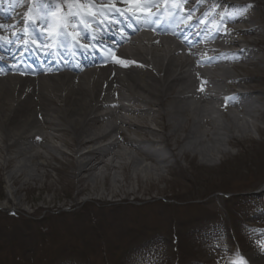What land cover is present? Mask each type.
<instances>
[{
	"label": "bare ground",
	"instance_id": "6f19581e",
	"mask_svg": "<svg viewBox=\"0 0 264 264\" xmlns=\"http://www.w3.org/2000/svg\"><path fill=\"white\" fill-rule=\"evenodd\" d=\"M61 1L66 2L62 3L65 4L64 11L58 9ZM164 1L171 3L176 0H152L149 3L141 0L139 9L146 14L142 12L136 16L122 14L129 6L127 0H100V3L96 0H13L21 7L17 13L29 14V20L23 24L15 17L10 25L0 22L3 26L0 27V157L8 161L12 149L15 157L38 160L55 151L74 160L80 170L78 175L94 172L99 167L113 170L125 160L133 166L134 172L138 169L149 175L159 171L168 158H177L179 152L175 142L183 144L182 155L193 152L203 160L211 161L213 156L229 155L230 151L203 147L206 141L208 144H233L239 140H253L247 120L241 123L235 115L240 113L254 118L264 105V95L247 78L234 79L226 63L249 60L250 56L246 57L248 42L238 35L247 31L256 34V28L264 35V0H246L254 6L252 19L258 21L245 27L246 32L239 27L245 24L241 14L232 13L243 5V0H197L194 3L188 0L192 4L186 10V1L180 0L169 21L175 24L171 30H175L174 34L178 35L176 37L181 43L168 36L171 34L168 28H154V21L161 19L158 14ZM83 4L94 14L99 9H109L108 17L112 20L94 21L80 8ZM203 5L205 7L199 10ZM153 8L157 11L151 15ZM9 11L11 13L7 17L12 16L14 10L11 8ZM193 15L195 18H191ZM41 16L48 17L42 27ZM116 16L123 23L128 20L136 22V30L119 38V27L113 20ZM209 16L222 17L224 27H221L225 28V33L218 26L215 28L208 22H200ZM90 23L96 27L95 30H90ZM19 25L18 32H10ZM54 26L64 32L59 34L51 30ZM41 28L47 29L48 38L42 37ZM76 28L83 34L85 32L86 40L96 43L104 40L103 29H114L111 34L118 42L111 47L108 57H98L91 63L92 50L74 39L78 33ZM202 29L209 33L203 34ZM29 31L39 38V45L37 41H27ZM263 42L264 38L255 41V48L264 55ZM53 43L71 44L74 58L84 56V62L74 69L70 60L64 66L51 68L56 67L50 62L52 59L67 57ZM24 45L31 46L38 61L46 63L32 75L27 74L24 66L15 63L17 59H26L20 54ZM198 45L208 57L199 58L197 48H194ZM226 46L237 50L225 52ZM258 58L263 60L261 55ZM219 98L223 102L222 107L218 104L208 107L206 104ZM230 110H236V114ZM99 111L104 113L98 115ZM214 111L221 114L224 123L212 116ZM100 122L99 129L91 130L92 123ZM152 122L161 129L154 128ZM45 126L47 131L42 132ZM203 126L209 130L199 132ZM122 127L136 132L139 140L126 137L121 132ZM69 131L74 133L75 141L70 152L65 153L55 141H61L59 134H68ZM212 131L214 136L210 135ZM112 134H118L120 140L138 150L142 158L121 149L116 139L100 145ZM34 140L43 144L42 152L34 151ZM142 144L147 145L143 147ZM156 147H163V150ZM107 156H112L109 161L105 160ZM259 158H264V155ZM147 160L156 165L143 166ZM17 171L18 168L14 173ZM248 256L251 263L264 264V245L258 253Z\"/></svg>",
	"mask_w": 264,
	"mask_h": 264
},
{
	"label": "rangeland",
	"instance_id": "374dc122",
	"mask_svg": "<svg viewBox=\"0 0 264 264\" xmlns=\"http://www.w3.org/2000/svg\"><path fill=\"white\" fill-rule=\"evenodd\" d=\"M234 73H244L264 95L263 64ZM218 121L225 119L218 116ZM96 126L92 123L91 130ZM256 127L258 138L251 133L256 140L230 148L206 141L203 147L231 152L211 161L193 152L182 155L183 144L175 142L179 162L149 175L134 172L126 160L113 170L99 167L78 175L68 155L53 151L32 160L15 157L11 149L8 161L0 157V264H253L248 255L264 244V224L257 223V216H264V158H259L264 155V112ZM59 138L56 145L70 152L74 133ZM37 143L34 151L42 152L43 144ZM129 151L142 158L138 150ZM208 219L232 232L201 225ZM234 222L260 229L246 228L242 234Z\"/></svg>",
	"mask_w": 264,
	"mask_h": 264
},
{
	"label": "snow or ice",
	"instance_id": "6c2138e0",
	"mask_svg": "<svg viewBox=\"0 0 264 264\" xmlns=\"http://www.w3.org/2000/svg\"><path fill=\"white\" fill-rule=\"evenodd\" d=\"M141 0H129V3L132 4V6L134 8L139 9V4H140ZM0 27H3L2 25H0Z\"/></svg>",
	"mask_w": 264,
	"mask_h": 264
}]
</instances>
